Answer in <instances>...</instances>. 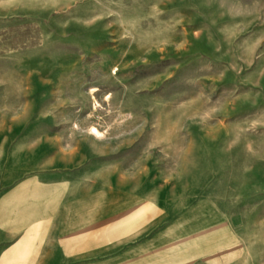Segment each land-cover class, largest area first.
Wrapping results in <instances>:
<instances>
[{
	"label": "rangeland",
	"instance_id": "374dc122",
	"mask_svg": "<svg viewBox=\"0 0 264 264\" xmlns=\"http://www.w3.org/2000/svg\"><path fill=\"white\" fill-rule=\"evenodd\" d=\"M0 78L59 148L147 171L188 223L216 208L264 238V0H0Z\"/></svg>",
	"mask_w": 264,
	"mask_h": 264
},
{
	"label": "crops",
	"instance_id": "0c3cea01",
	"mask_svg": "<svg viewBox=\"0 0 264 264\" xmlns=\"http://www.w3.org/2000/svg\"><path fill=\"white\" fill-rule=\"evenodd\" d=\"M48 122L23 103L21 78H0V264H251L264 256V238L234 232L219 209L189 223L168 210L147 171L142 181L130 177L128 162L87 143L59 148L40 131Z\"/></svg>",
	"mask_w": 264,
	"mask_h": 264
},
{
	"label": "bare ground",
	"instance_id": "6f19581e",
	"mask_svg": "<svg viewBox=\"0 0 264 264\" xmlns=\"http://www.w3.org/2000/svg\"><path fill=\"white\" fill-rule=\"evenodd\" d=\"M89 132H90V134L94 135L95 137H99V138L102 137L101 133L98 130H96L95 128H91L89 130Z\"/></svg>",
	"mask_w": 264,
	"mask_h": 264
}]
</instances>
